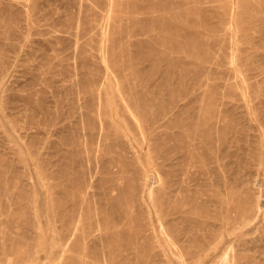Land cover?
I'll list each match as a JSON object with an SVG mask.
<instances>
[{
  "label": "rangeland",
  "instance_id": "obj_1",
  "mask_svg": "<svg viewBox=\"0 0 264 264\" xmlns=\"http://www.w3.org/2000/svg\"><path fill=\"white\" fill-rule=\"evenodd\" d=\"M0 66V264H264V0H0Z\"/></svg>",
  "mask_w": 264,
  "mask_h": 264
},
{
  "label": "bare ground",
  "instance_id": "obj_2",
  "mask_svg": "<svg viewBox=\"0 0 264 264\" xmlns=\"http://www.w3.org/2000/svg\"><path fill=\"white\" fill-rule=\"evenodd\" d=\"M172 2V1H171ZM183 3V2H182ZM245 13V12H244ZM248 16V15H247ZM91 18V17H90ZM19 25V23H18ZM8 26V25H7ZM12 30V29H11ZM249 31V30H248ZM10 33V32H9ZM134 33V32H133ZM91 35V34H90ZM28 37V36H27ZM19 42V41H18ZM197 42V41H196ZM16 43V42H15ZM112 51V50H111ZM215 51V50H214ZM239 52V51H238ZM78 53V52H77ZM112 53V52H111ZM204 53V52H203ZM6 55V54H5ZM218 56V55H217ZM6 59V58H5ZM8 59V58H7ZM7 61V60H6ZM83 61V60H82ZM7 66V65H6ZM1 67V66H0ZM189 70V69H188ZM2 72V71H1ZM5 92V91H4ZM107 104V103H106ZM128 107V106H127ZM144 114V113H143ZM143 118V117H142ZM187 129V128H186ZM200 129V128H199ZM87 131V130H86ZM186 135V134H185ZM188 135V134H187ZM110 142V141H109ZM187 145V144H186ZM186 160V159H185ZM190 168V167H189ZM187 175V174H186ZM207 175V174H206ZM196 179V178H195ZM204 181V180H203ZM228 182V181H227ZM197 185V184H196ZM149 189V188H148ZM191 191V190H190ZM213 194V193H212ZM211 197V196H210ZM203 200V199H202ZM252 204V203H251ZM209 205V203H208ZM207 205V206H208ZM204 208V207H203ZM238 210V209H237ZM206 211V210H205ZM210 212V211H209ZM141 215V214H140ZM223 215V214H222ZM211 216V215H210ZM186 217V216H185ZM222 218V217H221ZM230 219V218H229ZM184 221V220H183ZM250 221V220H249ZM159 222V221H158ZM248 222V221H247ZM193 224V223H192ZM150 225V224H149ZM238 229V228H237ZM236 230V229H235ZM214 244V243H213ZM203 251V250H202ZM217 259V258H216ZM201 260V259H200ZM233 261V259H232Z\"/></svg>",
  "mask_w": 264,
  "mask_h": 264
}]
</instances>
